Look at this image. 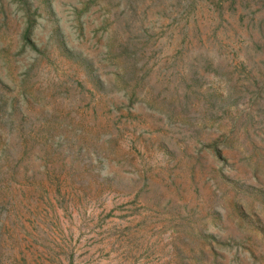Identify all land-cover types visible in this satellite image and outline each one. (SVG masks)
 I'll return each instance as SVG.
<instances>
[{"label": "rangeland", "instance_id": "obj_1", "mask_svg": "<svg viewBox=\"0 0 264 264\" xmlns=\"http://www.w3.org/2000/svg\"><path fill=\"white\" fill-rule=\"evenodd\" d=\"M0 264H264V0H0Z\"/></svg>", "mask_w": 264, "mask_h": 264}]
</instances>
